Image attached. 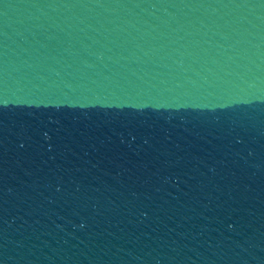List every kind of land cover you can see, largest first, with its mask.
I'll return each instance as SVG.
<instances>
[{"label": "water", "instance_id": "obj_1", "mask_svg": "<svg viewBox=\"0 0 264 264\" xmlns=\"http://www.w3.org/2000/svg\"><path fill=\"white\" fill-rule=\"evenodd\" d=\"M0 264H264V0H0Z\"/></svg>", "mask_w": 264, "mask_h": 264}]
</instances>
